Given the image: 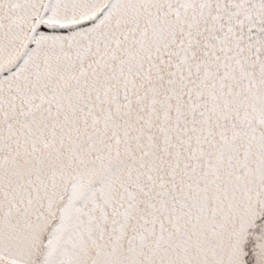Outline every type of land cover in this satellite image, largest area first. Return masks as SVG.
<instances>
[{"label":"snow or ice","instance_id":"snow-or-ice-1","mask_svg":"<svg viewBox=\"0 0 264 264\" xmlns=\"http://www.w3.org/2000/svg\"><path fill=\"white\" fill-rule=\"evenodd\" d=\"M0 264H264V0H0Z\"/></svg>","mask_w":264,"mask_h":264}]
</instances>
